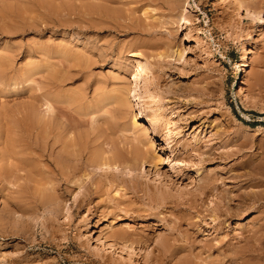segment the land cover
I'll return each instance as SVG.
<instances>
[{
    "label": "rangeland",
    "instance_id": "1",
    "mask_svg": "<svg viewBox=\"0 0 264 264\" xmlns=\"http://www.w3.org/2000/svg\"><path fill=\"white\" fill-rule=\"evenodd\" d=\"M246 1L262 21L240 18L220 0H192L190 24L173 1L0 0V170L17 164L4 158L6 132L30 112L62 140H87L77 142L94 152L116 146L126 159L112 175L97 169L83 177L92 184L80 189L82 202L73 199L78 188L64 191L42 153L27 149L30 167L1 170L0 264H264V0ZM149 39L156 49L127 54L129 45ZM179 47L186 48L181 60L173 54ZM138 64L161 114L157 125L131 90L127 70ZM110 89L123 94L124 107ZM199 143L210 154L188 155ZM155 155L161 161L154 163ZM130 164L137 169L129 171ZM194 170L218 179L203 201ZM219 195L241 216L213 222L209 210L223 205ZM87 221L106 248L110 240L121 243L115 257L95 251Z\"/></svg>",
    "mask_w": 264,
    "mask_h": 264
},
{
    "label": "bare ground",
    "instance_id": "2",
    "mask_svg": "<svg viewBox=\"0 0 264 264\" xmlns=\"http://www.w3.org/2000/svg\"><path fill=\"white\" fill-rule=\"evenodd\" d=\"M155 0H149V4L150 3H153ZM161 1V0H160ZM163 1V0H162ZM165 2L166 1H170V2H176L177 3V5H179L181 8V11H180V19H181V22L182 23H184V24H190L191 22H192V15L193 14H191V6H192V4H191V1L192 0H164ZM220 1H222V2H224L225 4H226V6L227 7H229V9L230 8H232V10H233V13H234V11H235V14H237V15H239V17L240 18H246V19H248V20H251L250 22H254V21H257L258 22V20H263V17L262 16H260V12L259 11H256V10H254V8H252L251 6H250V4H248V2L246 1V0H220ZM106 3V2H105ZM164 3V2H163ZM167 3V2H166ZM194 5V4H193ZM196 3H195V6H194V8H196ZM221 6V5H220ZM225 7V6H224ZM5 8V7H4ZM98 8V7H97ZM101 8V7H100ZM222 8H223V5H222ZM227 9V8H226ZM225 9V10H226ZM104 10V9H103ZM224 9L222 10V11H220V12H222V14L224 13V12H226ZM231 10V9H230ZM227 11H228V9H227ZM3 12V11H2ZM230 14L232 13V12H230V11H228ZM98 13V12H97ZM147 13H148V11H146V8L144 9V11H143V14L144 15H147ZM3 14V13H2ZM222 14H221V16H222ZM102 16V15H101ZM130 16V15H129ZM148 16V15H147ZM232 16V15H231ZM231 16H229V14L226 12L225 14H223V18L225 19L224 21H226L227 22V20H229V21H231L230 19H227V17H231ZM110 17V16H109ZM113 17V16H112ZM170 17V16H169ZM98 18V17H97ZM116 18V17H115ZM114 18V19H115ZM146 20V19H145ZM94 21V20H93ZM92 21V22H93ZM104 21V20H103ZM113 21V20H112ZM167 21V20H166ZM149 22V21H148ZM232 22V21H231ZM231 22H230V25H231ZM264 22V21H263ZM160 23V22H159ZM4 24V23H3ZM117 24V23H116ZM119 24V23H118ZM147 24V23H146ZM154 24V23H153ZM168 24V23H167ZM228 24H229V22H228ZM243 24V23H242ZM142 25V24H141ZM9 26V25H8ZM138 26V25H137ZM7 27V26H6ZM11 27V26H10ZM103 27V26H102ZM136 27V26H135ZM15 28V27H14ZM159 29H160V27H158ZM10 29V28H9ZM187 29H189V28H187ZM144 30V29H143ZM145 30H146V28H145ZM148 30V29H147ZM146 30V31H147ZM187 31V30H186ZM189 31V30H188ZM144 32V31H143ZM153 32H155V31H153ZM248 32V31H247ZM146 33H148V31L146 32ZM186 33V32H185ZM190 33V32H189ZM64 35V34H63ZM71 35H72V38H73V34H69V36L71 37ZM76 35V34H75ZM148 35H149V33H148ZM188 35V34H187ZM77 39V38H76ZM75 40V39H74ZM151 40H153V39H151ZM151 40L149 39V42H144V41H138V42H135V43H133V45L131 44V45H129L128 46V55H130V56H132V55H135L137 52H139L142 48L144 49V47H152L151 49H156V44H155V41H153V43H150L151 42ZM87 45V44H86ZM95 46V45H94ZM176 46V45H175ZM71 47V46H70ZM55 48V47H54ZM149 48V49H150ZM159 48V47H158ZM170 48H172V47H170ZM175 48V47H174ZM180 48V47H179ZM48 49V48H47ZM61 49H63V48H61ZM90 49V48H89ZM92 49V48H91ZM96 49V48H95ZM105 49V48H104ZM142 49V50H143ZM148 49V50H149ZM169 49V48H168ZM141 50V51H142ZM144 52H147V50H144ZM150 52H152V51H150ZM155 52V51H154ZM153 52V53H154ZM157 52V51H156ZM161 52H164V51H161ZM161 52H158L159 53V55H162V53ZM168 52V51H167ZM185 52H186V48H180V49H176V50H174L173 51V54L175 53V55L178 57L177 59H182L183 58V56H184V54H185ZM158 53H157V55H158ZM171 53H172V51H171ZM58 54V53H57ZM163 54H165V53H163ZM7 55V54H6ZM156 55V54H155ZM158 55V56H159ZM1 56V55H0ZM3 58V57H2ZM164 59V58H163ZM243 59H244V57H243ZM83 60V59H82ZM4 62V61H3ZM7 62V61H6ZM102 62V61H101ZM149 62V61H148ZM152 63V62H151ZM6 64V63H5ZM92 65V64H91ZM242 65L243 66H245L246 65V62L244 61L243 63H242ZM1 66V65H0ZM116 67V66H115ZM128 69V68H127ZM126 69V70H127ZM141 69H142V67L140 68V65L138 64V65H135L130 71H128L127 70V74L130 76V77H132V81L131 82H133V85H132V87H133V89L131 88V90H133L134 91V93H135V96L137 97V100H138V102L140 103V106H142L143 107V111H144V109H146V112L148 111L149 113H147L148 115V117L150 118V120H152L153 122H154V124L153 125H157V123L156 122H158V121H160V115L159 114H156L157 113V107H156V105L154 106L152 103H154L153 102V99L151 100L150 99V97L148 96V95H146L147 93H146V88H145V86L143 85L144 83L142 82V80H141V76H140V71H141ZM7 73V72H6ZM125 73V74H126ZM1 76V75H0ZM5 76V75H4ZM108 76V75H107ZM111 76H113V75H111ZM106 84V83H105ZM126 84V83H125ZM113 85H115L116 86V84H113ZM119 85V84H118ZM59 86V85H58ZM103 87V86H102ZM118 87V86H117ZM127 87H128V85H127ZM96 88V87H95ZM121 88V87H120ZM123 88V87H122ZM121 88V89H122ZM111 90V89H110ZM119 90V89H118ZM118 90H116V89H113V90H111V91H114V92H109V93H115V94H107V95H109V96H113V98H114V95H117L118 93H120V94H122L121 92H115V91H118ZM130 90V91H131ZM159 90V89H158ZM93 91V90H92ZM124 91V90H123ZM126 91H124V93H125ZM97 93V92H96ZM107 93H108V91H107ZM106 94V93H105ZM76 95V94H75ZM106 95V96H107ZM123 95V94H122ZM70 96V95H69ZM98 96V95H97ZM119 96V101H121V100H123V99H121V97H120V95H117V97ZM116 96H115V98H117ZM124 97V96H123ZM134 97V96H133ZM70 98H72V97H70ZM77 98V97H76ZM112 98V97H111ZM114 98V99H115ZM75 99V98H74ZM106 99V98H105ZM126 99H127V97H126ZM97 100V99H96ZM117 101H118V99H116ZM128 100V99H127ZM76 101V100H75ZM116 101V102H117ZM122 102V101H121ZM124 102V103H123ZM122 103H121V105H123V107H124V104H125V101H123ZM51 103V102H50ZM53 103V102H52ZM118 103V102H117ZM116 103V104H117ZM119 104V103H118ZM60 106V105H59ZM34 107V106H33ZM108 107V106H107ZM109 108V107H108ZM31 109V108H30ZM123 109V108H122ZM30 111V110H29ZM16 112V111H15ZM33 112V111H32ZM65 112V111H64ZM103 112V111H102ZM101 113V112H100ZM124 113V112H123ZM123 113H121V114H123ZM23 114V113H22ZM21 114V117L22 116H24V115H22ZM68 114V113H67ZM110 114V113H109ZM119 114V113H118ZM17 115V114H16ZM63 115V114H62ZM141 115L142 116H146L145 115V112L143 113H141ZM13 116V115H12ZM64 116H65V114H64ZM142 116H141V118H142ZM167 117V116H166ZM49 118V117H48ZM74 118V117H73ZM122 118V117H121ZM133 118V117H132ZM144 118V117H143ZM11 119H13V117H11ZM16 120H15V122H14V125H12L10 128H8V130H7V128H6V130H7V132H6V137H7V139L5 140V142H6V144H5V147L7 146V148H6V153H4V158H5V160H8V158H13V159H15V161H17V164H15V165H12V166H14V168L13 167H11V166H7V164H6V167H4L3 169H1V170H3V171H1V172H4V174L5 175H11L10 173L11 172H13V170L15 171V169H17V170H19L20 168H23V166L26 164L27 166L29 165V163L27 164V161H29V160H27V158L26 157H23L22 156V154L23 153H27V149H29V151L31 150V154L33 153V152H39V153H42V155L44 154L45 156H46V160H47V164L49 163V164H51V165H53L54 166V170H55V174H56V177L58 176V178H56L57 179V181L59 180V183L60 184H63V185H65V187H64V191L65 190H71V193H73L74 192V190H75V188H78L79 189V191L77 190V192H75V194H74V200H75V202H82V201H85L83 198V196H86V195H84L83 194V192H82V190L80 191V189H82V188H84V189H87L88 187V185L91 183V182H88L87 184H84V183H86V181L84 180V178L83 177H87L86 178V180L87 179H90V178H88L89 177V175L92 173V172H94V170H102V171H106V174H108L107 172H108V169H110V174L112 173L113 174V172H115L114 171V169L116 170V168H118V166H124V164L126 163L125 162V156H124V154H122V150L121 149H119V148H116V146H114V148H112V149H109V150H107V151H104V149H103V151H100V152H94V151H89L88 149V151L86 150V148H87V146H86V148L84 147V145H82V144H85L86 145V141L87 140H85V141H83V142H85V143H82L81 142V140L80 139H78V140H80L79 142L80 143H82L81 144V146H80V143L79 142H77L78 140L76 139L75 141H74V139L72 140H69V139H67V140H65V138L63 137V140L61 139V138H58L57 137V135H56V133L58 132H52L51 130H49L48 129V127H46L45 125H44V123H45V121L43 122L41 119H40V117H38V116H36L35 114H31V112L28 114V116H24V117H22V118H15ZM9 120V119H8ZM14 120V119H13ZM10 121V120H9ZM46 121H48L47 119H46ZM163 121V120H162ZM94 122V121H93ZM92 123V122H91ZM133 123H135V121H133ZM159 123V122H158ZM161 123V122H160ZM13 124V123H12ZM45 124H47V126L49 125L48 123H45ZM162 124V123H161ZM69 125V127L68 128H71V129H74V124L73 123H69L68 124ZM166 127V126H165ZM164 127V128H165ZM166 129V128H165ZM58 130V129H57ZM163 130V129H162ZM166 132V138H165V140H168L169 138H171L172 137V135H171V133H170V131L169 130H166L165 131ZM51 134H54V138H51ZM60 134V133H59ZM98 134H100V133H98ZM101 135V134H100ZM99 135V136H100ZM163 136V135H162ZM51 138V140H49L48 138ZM60 137V136H59ZM88 137V136H87ZM102 137V136H101ZM216 137V136H215ZM73 138V137H72ZM26 139H30V140H32V144L34 145L32 148H34V149H32L29 145L28 146H26L27 145V143H26ZM60 139L62 140V141H60ZM83 139V138H82ZM242 139V138H241ZM219 140V139H218ZM198 141V140H197ZM60 142V148L58 149V150H56L55 151V147H56V143H59ZM167 142V141H166ZM165 142V143H166ZM109 144V143H108ZM234 144V143H233ZM236 144V143H235ZM252 144V143H251ZM168 145V144H167ZM194 145V144H193ZM226 146V145H225ZM239 146H240V144H239ZM83 147H84V149L87 151V152H85L84 151V149H83ZM192 148H190V150L191 151H188L187 152V154L189 155L190 154V156H192L193 154H195V153H197V155L196 156H199V158H200V156H204V155H208L207 153H209L210 154V152H207L206 150H204V149H202L201 147H200V143L198 144V145H194V146H191ZM215 147V146H214ZM213 148V147H212ZM244 148V147H243ZM119 149V150H118ZM204 150L203 152L202 151H200V150ZM121 150V151H120ZM208 150H209V148H208ZM4 151V150H3ZM3 151H2V153H3ZM29 151H28V153H29ZM33 151V152H32ZM187 151V150H186ZM195 152V153H191V152ZM211 151V150H210ZM85 152V154H83ZM223 152V151H222ZM212 153V152H211ZM38 154V153H37ZM223 154V153H222ZM232 154V153H231ZM231 154H229V155H231ZM234 154V153H233ZM35 155V154H34ZM144 155V154H143ZM214 155V154H213ZM3 156V155H2ZM31 156V155H30ZM128 156V155H127ZM126 156V157H127ZM153 156V155H152ZM189 156V157H190ZM53 158V162H51L50 161V158ZM131 157H133L132 156V154H131ZM188 157V156H187ZM193 157V156H192ZM202 157H201V159H202ZM206 157H208V156H206ZM243 157V156H242ZM34 157H32V159H33ZM37 158V157H36ZM128 158H130L129 156H128ZM143 158V157H142ZM141 158V159H142ZM144 158H145V156H144ZM205 158V157H204ZM227 158V157H226ZM31 159V158H30ZM133 159L134 160H132V158H130V161H131V163H134L135 161H136V159H137V157L136 158H134L133 157ZM184 159V158H183ZM190 159V158H189ZM200 159V160H201ZM139 160V159H138ZM137 160V164H140L141 166L140 167H142V164H143V162L141 163V160H140V162ZM143 160V159H142ZM145 160V159H144ZM155 161H153L154 163H156L157 161H161V158H160V156H158V155H155V159H154ZM197 160H198V157H197ZM127 161H129L128 159H127ZM134 161V162H133ZM146 161V160H145ZM185 161H186V159H185ZM189 161H191V160H189ZM7 162V161H6ZM139 162V163H138ZM152 161H151V163H153ZM187 162H188V159H187ZM186 162V163H187ZM194 162V161H193ZM11 163V162H10ZM25 163V164H24ZM46 163V162H45ZM45 163H43V164H45ZM130 162H128L127 164H129ZM24 164V165H23ZM126 164V165H127ZM136 164V165H137ZM190 164H191V162H190ZM125 165V166H126ZM33 166V165H32ZM47 166V165H46ZM49 166V165H48ZM133 164H130L128 167H129V171H130V169H131V171H132V169L134 168V167H136V166H134ZM28 167H30V166H28ZM139 167V168H140ZM32 168H34V167H32ZM37 168V167H36ZM50 168H51V166H50ZM90 168H92L91 170L92 171H90ZM198 168V167H197ZM247 168H249V166L247 167ZM43 169V168H42ZM53 169H50V170H53ZM136 169H137V167H136ZM142 169V168H141ZM22 170V169H21ZM23 170H24V168H23ZM46 170H48V169H46ZM30 171V170H29ZM31 171H33V170H31ZM195 171V179L197 180V183H195L196 185H197V189H199V191H200V193L199 194H201V195H203V197L201 196V195H199V196H197V197H199V199H200V201H203V200H205L204 198H206L207 197V195H209L210 194V192H209V190H211V189H214V186H215V182H217L216 180H218V179H216L215 177H206V178H204L203 176H202V174H199V171L200 170H194ZM241 171V170H240ZM35 172V171H34ZM39 172V171H38ZM141 172V171H140ZM42 173H43V171H42ZM47 173V172H46ZM119 173V172H118ZM122 174H123V172H121ZM248 173V172H247ZM250 173V172H249ZM3 174V173H2ZM36 174V173H35ZM41 174V173H40ZM111 174V175H112ZM48 175V174H47ZM46 175V176H47ZM52 175V174H51ZM214 175V174H213ZM13 176V175H12ZM37 176V175H36ZM40 176V175H39ZM41 176H42V174H41ZM45 176V177H46ZM110 176V175H109ZM217 176V175H216ZM4 177V176H3ZM50 177V176H49ZM55 177V176H54ZM91 177V176H90ZM121 177V176H120ZM1 178V177H0ZM5 178H7V177H5ZM220 178V177H219ZM232 178V177H231ZM37 179V178H36ZM51 179V178H50ZM221 179V178H220ZM236 179V178H235ZM240 179V178H239ZM244 179V178H243ZM130 180V179H129ZM195 180V181H196ZM225 180V179H224ZM241 180V179H240ZM9 181V180H8ZM33 181V180H32ZM46 181V180H45ZM55 181V180H54ZM85 181V182H84ZM243 181V180H242ZM241 181V182H242ZM47 182V181H46ZM49 183V182H48ZM52 184H53V182H51ZM220 183V182H219ZM252 183V182H251ZM56 184V183H55ZM71 184V185H70ZM92 184V183H91ZM135 184V183H134ZM238 184V183H237ZM49 185H50V183H49ZM242 185V184H241ZM52 186V185H51ZM246 186V185H245ZM248 186V185H247ZM53 187H55V185L53 186ZM57 187H58V185H57ZM220 187V186H219ZM50 188H52V187H50ZM56 188V187H55ZM60 188V187H59ZM222 188V187H221ZM52 189H54V188H52ZM61 189V188H60ZM206 189V190H205ZM245 189V188H244ZM88 190V189H87ZM83 191H85V190H83ZM198 191V192H199ZM80 192H82V193H80ZM49 193V192H48ZM55 193V192H54ZM61 193V192H60ZM84 193H86V192H84ZM42 194V193H41ZM50 194V193H49ZM49 194H47V195H49ZM223 194H225V193H223ZM256 194V193H255ZM46 195V196H47ZM197 195V194H196ZM216 195V194H215ZM218 196V195H217ZM220 197H219V199H221V202H223V205L222 206H217V205H214V207H211V209L209 210L210 211V213H212L211 214V219H212V221L214 222V221H216V224H218V223H220V222H222V223H225V222H227V219L228 218H230V216H231V214H233V215H235V216H237V215H239L240 214V216H241V212L239 211V212H231L230 211V208L227 206V204H228V198L226 197V196H223V195H219ZM228 196V195H227ZM48 197V196H47ZM52 197V196H51ZM194 197H196V196H194ZM210 197V196H209ZM230 197V196H229ZM46 198V197H45ZM56 198V197H55ZM254 198H255V196H254ZM258 198V197H257ZM48 199V198H47ZM86 199V198H85ZM54 200V199H53ZM42 201H45V199L43 200L42 199ZM49 201H52V198H50V196H49V199H48V202ZM65 200H63V202H64ZM198 201V200H197ZM258 201V200H257ZM74 202V203H75ZM220 202V201H219ZM218 202V203H219ZM220 202V203H221ZM218 203H216V204H218ZM219 203V204H220ZM80 204V203H79ZM222 204V203H221ZM247 204V203H246ZM51 205V204H50ZM56 205H58V204H56ZM77 205V204H76ZM55 206V205H54ZM211 206V205H210ZM247 206V205H246ZM10 207V206H9ZM57 207V206H56ZM60 207H61V209L63 210V208H64V204H62V205H60L59 204V206L57 207V209H59L60 210ZM67 207H69V206H67ZM78 207H80V206H78ZM50 208V207H49ZM65 208H66V205H65ZM242 208V207H241ZM69 209V208H68ZM67 208H66V210H68ZM209 209V208H208ZM233 209V208H232ZM58 210V211H59ZM61 210V211H62ZM65 210V209H64ZM64 210H63V212H64ZM57 211V212H58ZM60 211V212H61ZM208 211V212H209ZM218 212V213H217ZM243 213V212H242ZM230 215V216H229ZM221 218V219H220ZM225 218V219H224ZM32 220V219H31ZM239 220V219H238ZM35 222H36V220H35ZM238 222V221H237ZM240 223V222H239ZM34 224V223H33ZM93 224V223H92ZM238 226V223H237V225H236V227ZM259 226V225H258ZM29 229V228H28ZM27 229V230H28ZM3 230V229H2ZM243 230V229H242ZM85 231H86V236H87V238H89V240L90 239H92V238H94V242H95V251H99V250H103V254H110L112 257H115L114 255H113V252L115 251V245H120L119 244V242H118V240L116 241V239L115 240H110V241H108L107 242V248L105 247V243H103V241H104V237H103V235H101L100 233H96V235H94L95 234V231H94V229L92 228V226L90 225V223L87 221V222H85ZM126 231V230H125ZM264 232V231H263ZM102 233V232H101ZM253 233V232H252ZM256 233V232H255ZM133 235V234H132ZM125 237V236H124ZM248 238V237H247ZM93 240V239H92ZM120 240V239H119ZM123 243V242H122ZM229 243L230 242H228V245H229ZM232 244V243H231ZM237 244H239V243H237ZM123 245H125V244H123ZM122 246V245H121ZM120 246V247H121ZM230 246V245H229ZM123 247V246H122ZM125 247V246H124ZM127 247L129 248L130 246H128L127 245ZM94 248V247H93ZM117 248H119L118 246H117ZM126 248V247H125ZM127 248V249H128ZM206 248H207V246H206ZM131 249V248H130ZM130 249H128V250H126V249H122V248H120V251H121V253H122V251H124L125 250V252L124 253H126L127 255V257H133V256H138L137 254H134L135 252L133 251V250H130ZM119 250V249H118ZM233 250V249H232ZM237 251V250H236ZM235 251V252H236ZM97 253V252H96ZM234 254V253H233ZM242 254V253H241ZM235 255V254H234ZM236 255H239V254H236ZM110 256V257H111ZM218 256V255H217ZM225 257V256H224ZM124 258H126V257H124ZM185 258V257H184ZM130 260H132V258H129ZM137 259V258H136ZM135 259V260H136ZM214 259V258H213ZM108 260H110V259H108ZM114 260V259H113ZM121 260V259H120ZM126 260V259H125ZM129 260V261H130ZM134 260V261H135ZM139 260V259H138ZM179 260V259H178ZM229 260V259H228ZM239 260V259H238ZM118 261H119V259H118ZM127 261H128V259H127ZM128 261V262H129ZM134 261H133V263H134ZM245 261H246V259H245ZM249 261V260H248ZM264 261V260H263ZM136 262V261H135ZM235 262V261H234ZM109 263V262H108ZM121 263V262H120ZM124 263V262H123ZM131 263V262H130ZM183 263H184V261H183ZM182 263V264H183ZM186 263H188V261L186 262ZM239 263V262H238ZM243 263V262H242ZM247 263V262H246ZM245 262L243 263V264H246ZM114 264V263H113ZM115 264H117V263H115ZM125 264V263H124ZM126 264H127V262H126ZM219 264V263H218ZM233 264H235V263H233ZM261 264H263V263H261Z\"/></svg>",
    "mask_w": 264,
    "mask_h": 264
}]
</instances>
